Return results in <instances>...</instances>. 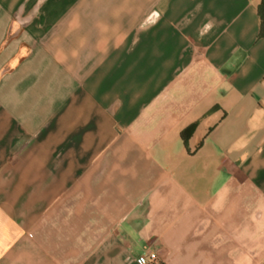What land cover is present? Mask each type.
Returning a JSON list of instances; mask_svg holds the SVG:
<instances>
[{
  "label": "crops",
  "instance_id": "crops-1",
  "mask_svg": "<svg viewBox=\"0 0 264 264\" xmlns=\"http://www.w3.org/2000/svg\"><path fill=\"white\" fill-rule=\"evenodd\" d=\"M260 2L0 17V264H264Z\"/></svg>",
  "mask_w": 264,
  "mask_h": 264
},
{
  "label": "rangeland",
  "instance_id": "rangeland-1",
  "mask_svg": "<svg viewBox=\"0 0 264 264\" xmlns=\"http://www.w3.org/2000/svg\"><path fill=\"white\" fill-rule=\"evenodd\" d=\"M64 0H0L3 3H17L24 5L25 9L17 11L0 10V17L8 19H29L34 17L39 18H54L57 17L58 11H49L47 8L48 4L62 3ZM41 8V9H39ZM31 9V10H29ZM44 11H43V10ZM62 13V12H60Z\"/></svg>",
  "mask_w": 264,
  "mask_h": 264
},
{
  "label": "trees",
  "instance_id": "trees-1",
  "mask_svg": "<svg viewBox=\"0 0 264 264\" xmlns=\"http://www.w3.org/2000/svg\"><path fill=\"white\" fill-rule=\"evenodd\" d=\"M258 15L260 18V30L258 33V38L264 37V0H261V2L258 5ZM195 125H190L188 128H186L182 133V138L184 142L186 143L192 134L194 130Z\"/></svg>",
  "mask_w": 264,
  "mask_h": 264
},
{
  "label": "built area",
  "instance_id": "built-area-1",
  "mask_svg": "<svg viewBox=\"0 0 264 264\" xmlns=\"http://www.w3.org/2000/svg\"><path fill=\"white\" fill-rule=\"evenodd\" d=\"M141 262L144 264H163L159 259V256L154 251L147 252L142 258Z\"/></svg>",
  "mask_w": 264,
  "mask_h": 264
}]
</instances>
